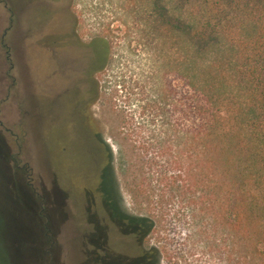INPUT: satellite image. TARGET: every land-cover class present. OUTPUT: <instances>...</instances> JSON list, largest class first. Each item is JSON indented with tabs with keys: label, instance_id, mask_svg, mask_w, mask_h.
Returning a JSON list of instances; mask_svg holds the SVG:
<instances>
[{
	"label": "trees",
	"instance_id": "16d2710c",
	"mask_svg": "<svg viewBox=\"0 0 264 264\" xmlns=\"http://www.w3.org/2000/svg\"><path fill=\"white\" fill-rule=\"evenodd\" d=\"M68 1L77 25L78 3L109 6L85 74L123 166L97 123L96 172L138 264H264V0L232 37L228 16L246 21L222 0ZM15 162L35 206L32 170ZM122 191L136 216L119 215Z\"/></svg>",
	"mask_w": 264,
	"mask_h": 264
},
{
	"label": "rangeland",
	"instance_id": "374dc122",
	"mask_svg": "<svg viewBox=\"0 0 264 264\" xmlns=\"http://www.w3.org/2000/svg\"><path fill=\"white\" fill-rule=\"evenodd\" d=\"M222 1L224 14L231 7L227 13L242 11L235 17L246 21L228 16L231 37L250 30L253 0ZM99 4L78 3L77 25L68 0H0V264H46L45 248L49 264L142 263L140 245L112 223V196L96 172L97 123L114 167L123 166L108 137L111 116L92 98L97 75L85 74L92 57L85 45L99 30L97 14L103 22L109 9ZM68 68L63 81L56 71ZM9 157L31 168L35 206L9 181ZM116 200L120 216L138 214L123 191Z\"/></svg>",
	"mask_w": 264,
	"mask_h": 264
},
{
	"label": "flooded vegetation",
	"instance_id": "af4514ba",
	"mask_svg": "<svg viewBox=\"0 0 264 264\" xmlns=\"http://www.w3.org/2000/svg\"><path fill=\"white\" fill-rule=\"evenodd\" d=\"M95 62H96V53L95 52L94 53L92 52L91 61H90L89 65L87 66V68H85V72L88 71V70H90V69H92V67L94 66V63ZM57 68L59 69V67H57ZM70 74H71V68H68V69L62 71L61 73L59 71H56V75L58 77H60V79L63 80V81L68 80ZM15 161H16L15 158H12L11 159L9 157L8 158V165H6V167H7V171H9V173H10V176H8L9 181L16 183V181H17V179H16V173H17V171H16V167H15L16 166V162ZM13 171L15 172V177L12 176V172ZM26 193L32 199V195L30 194V192L28 190H26ZM30 203L32 204V200H31ZM43 240L45 241L44 242V246H46L48 244V240L47 239H43ZM45 250H46V248L44 249V255H45L44 261L46 262V264H49L50 261H52V260L49 257L48 251L46 252Z\"/></svg>",
	"mask_w": 264,
	"mask_h": 264
}]
</instances>
